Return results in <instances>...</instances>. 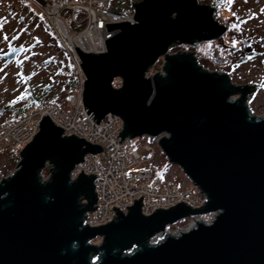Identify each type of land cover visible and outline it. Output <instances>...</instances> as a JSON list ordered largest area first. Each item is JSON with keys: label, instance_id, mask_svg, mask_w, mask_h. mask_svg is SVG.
Instances as JSON below:
<instances>
[{"label": "water", "instance_id": "obj_1", "mask_svg": "<svg viewBox=\"0 0 264 264\" xmlns=\"http://www.w3.org/2000/svg\"><path fill=\"white\" fill-rule=\"evenodd\" d=\"M198 1L133 2L134 22L105 23L117 30L105 51L75 48L88 116L99 123L118 115L120 140L161 135L167 160L205 194V204L146 215L141 196L126 213L114 206L112 221L85 224L86 212L96 209V176L82 170L72 179L71 172L103 148L63 135L45 113L15 170L0 179V264H264V115L249 109L247 85L206 69L194 52L169 53L174 44L198 46L224 35L214 8ZM160 58L163 72L146 76ZM214 211L210 224L151 241L167 225Z\"/></svg>", "mask_w": 264, "mask_h": 264}, {"label": "built area", "instance_id": "obj_2", "mask_svg": "<svg viewBox=\"0 0 264 264\" xmlns=\"http://www.w3.org/2000/svg\"><path fill=\"white\" fill-rule=\"evenodd\" d=\"M22 1L41 16L51 36L66 54L68 67L55 51L50 57L60 74L64 76V72L68 71L70 87L61 100L30 106L19 116L0 122V151L24 147L39 131V122L45 113L55 125L64 129L63 135L73 133L91 143L100 144L102 152L87 153L71 172L72 179L82 170L84 174L96 176L93 181L97 196L94 204L96 209L86 212L84 222L89 226L112 221L118 214L114 206L126 213L128 205H133L134 200L141 196V211L146 215L159 210L156 208H168L179 203L187 204L190 208L203 206L205 194L182 170L176 173L170 167L162 175L158 174L161 164L156 160L155 145L161 135L154 137L145 134L140 137L139 144H133L130 137L120 140V135H117L123 127V121L118 115L107 114L96 123L85 111L82 91L86 77L75 46L86 53L105 51V39L117 32L107 31L105 23L134 22L133 10L124 7L117 11V3L113 0ZM60 91L58 88L57 92ZM216 216V211L189 215L185 218L186 223L179 224L178 220L167 225L151 241H158L166 234L178 235L198 222L210 224Z\"/></svg>", "mask_w": 264, "mask_h": 264}, {"label": "rangeland", "instance_id": "obj_3", "mask_svg": "<svg viewBox=\"0 0 264 264\" xmlns=\"http://www.w3.org/2000/svg\"><path fill=\"white\" fill-rule=\"evenodd\" d=\"M125 1V0H113ZM138 2L140 0H132ZM131 3V6L133 4ZM199 3L207 4L216 9V20L220 24L229 26L227 33L218 40L202 42L198 46L189 45H177L169 48V53L176 51L194 52L196 60L204 66L206 69L215 72H226L230 75L231 80L236 85H248L251 82L258 84V90L250 100L251 112L256 115H264V47H260L261 54L257 55L251 60L240 64L241 55L234 51L235 46L239 44L241 37H247L260 40L264 38V0H199ZM126 8V7H125ZM69 19V15L66 16ZM239 19V20H237ZM224 25V26H225ZM235 25V26H234ZM259 42V41H258ZM1 44V41H0ZM52 51L59 54L62 63H67V56L64 51L57 45V42L51 36L47 41V46L41 50L42 57L50 56ZM163 58L153 65L146 76H152L155 73L163 72ZM69 63L66 64V67ZM54 67V66H53ZM52 68V67H51ZM56 71H60L56 69ZM16 71L12 68L3 81H7L8 90L3 91L4 82L0 86V95L4 97H14L21 89L22 86L12 80V72ZM60 74V72H59ZM68 71L64 72V76L60 74V87L61 91L58 93L57 87H53V90L48 95L47 101H57L63 98L64 93L69 89V76ZM121 84L120 79H114L113 86L119 87ZM62 93V94H61ZM46 104V103H45ZM15 115L11 113L0 117V122L9 121L13 119ZM141 138L136 137L132 139L133 144H139ZM156 160L161 164L158 167V174L162 175L167 168H172L176 173L180 172V168L170 163L167 157L160 149L159 145H155ZM20 149H3L0 151V179L12 173L19 160ZM43 178H47L49 175V165H47L42 171ZM179 224L186 223V219H180ZM98 244L100 238L93 240Z\"/></svg>", "mask_w": 264, "mask_h": 264}, {"label": "flooded vegetation", "instance_id": "obj_4", "mask_svg": "<svg viewBox=\"0 0 264 264\" xmlns=\"http://www.w3.org/2000/svg\"><path fill=\"white\" fill-rule=\"evenodd\" d=\"M215 15L214 8L216 19ZM225 28L224 35L229 26L225 25ZM5 36L8 40H4ZM13 36L16 38L13 39ZM50 37L51 33L41 16L25 2L0 0V55L5 54L4 57L0 56V86L4 82L3 91L8 90V83L3 80L10 75L12 68L16 69L12 72V80L22 86L12 98L0 95V117L9 113L15 115L28 102L37 105L36 96L49 100L47 97L53 87H60V74L53 69L52 57H42L41 53ZM260 47H264V38L260 42L257 39L241 37L234 51L242 56L239 61L243 64L261 54ZM247 86L246 102L251 110L250 100L257 92L258 84L251 82ZM8 93L11 94L9 90Z\"/></svg>", "mask_w": 264, "mask_h": 264}, {"label": "trees", "instance_id": "obj_5", "mask_svg": "<svg viewBox=\"0 0 264 264\" xmlns=\"http://www.w3.org/2000/svg\"><path fill=\"white\" fill-rule=\"evenodd\" d=\"M133 1L132 0H125V1H117L116 3V7H115V10H117V11H120L122 8H124V7H127V8H129V9H131L132 10V6H131V3H132ZM172 47H174V45L172 46ZM36 99L38 100V104L37 105H43V104H48V103H50V102H52L51 100L50 101H47V100H44L43 98H39L38 96H36ZM30 106H35V104L34 103H31V102H28V103H26L22 108H21V110L20 111H18L16 114H15V116L13 117V118H15V117H17V116H19L20 114H22V112L26 109V108H28V107H30Z\"/></svg>", "mask_w": 264, "mask_h": 264}, {"label": "snow or ice", "instance_id": "obj_6", "mask_svg": "<svg viewBox=\"0 0 264 264\" xmlns=\"http://www.w3.org/2000/svg\"><path fill=\"white\" fill-rule=\"evenodd\" d=\"M235 26V25H234ZM16 37L15 36H13V39H15ZM4 40H8V37L7 36H5L4 37ZM13 51L15 50V49H12Z\"/></svg>", "mask_w": 264, "mask_h": 264}, {"label": "bare ground", "instance_id": "obj_7", "mask_svg": "<svg viewBox=\"0 0 264 264\" xmlns=\"http://www.w3.org/2000/svg\"><path fill=\"white\" fill-rule=\"evenodd\" d=\"M185 231V230H184ZM177 235V234H176Z\"/></svg>", "mask_w": 264, "mask_h": 264}]
</instances>
